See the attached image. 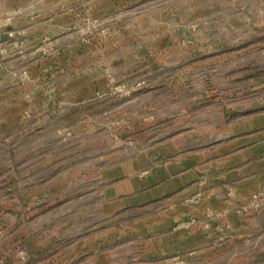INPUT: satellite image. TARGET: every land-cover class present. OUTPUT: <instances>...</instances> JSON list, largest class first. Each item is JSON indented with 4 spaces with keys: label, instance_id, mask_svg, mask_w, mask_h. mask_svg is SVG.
<instances>
[{
    "label": "rangeland",
    "instance_id": "obj_1",
    "mask_svg": "<svg viewBox=\"0 0 264 264\" xmlns=\"http://www.w3.org/2000/svg\"><path fill=\"white\" fill-rule=\"evenodd\" d=\"M260 137L264 0H0V264H264V182L177 222L181 246L173 191L132 199Z\"/></svg>",
    "mask_w": 264,
    "mask_h": 264
},
{
    "label": "crops",
    "instance_id": "obj_2",
    "mask_svg": "<svg viewBox=\"0 0 264 264\" xmlns=\"http://www.w3.org/2000/svg\"><path fill=\"white\" fill-rule=\"evenodd\" d=\"M145 174L144 177L150 179L146 191L151 193V197L134 195L132 199L136 206L146 208L160 199V195L173 191L175 198L173 201L168 198L163 234L167 242L173 241L174 245L181 246L189 234L175 229L177 222L191 215L203 217L206 207L218 201L222 195L245 196L263 184L264 138H256L221 155L183 154L164 162L159 168H150ZM197 192L204 195L203 200L198 203L185 201L187 195Z\"/></svg>",
    "mask_w": 264,
    "mask_h": 264
}]
</instances>
